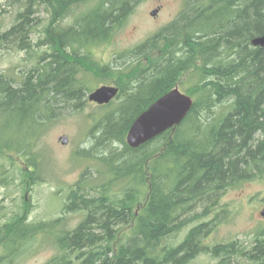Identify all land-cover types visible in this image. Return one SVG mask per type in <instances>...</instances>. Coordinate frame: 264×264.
<instances>
[{"label": "trees", "instance_id": "1", "mask_svg": "<svg viewBox=\"0 0 264 264\" xmlns=\"http://www.w3.org/2000/svg\"><path fill=\"white\" fill-rule=\"evenodd\" d=\"M87 1L35 2L51 16L36 44L49 50L37 52L28 40L32 0L1 38L39 56L21 80L0 73V156L9 155L11 163L12 154L19 157L24 187L17 188L23 191L41 178L39 143L48 120L58 107L86 103L87 86L79 77L85 64L110 69L81 50L110 39L138 2L100 0L62 28L70 8ZM263 34L264 0H186L176 19L126 54L134 57L128 67L133 75L119 86L120 103L97 122L96 145L122 147L96 155L106 166L105 184L90 186L92 178L84 173L62 209L64 215L83 212L84 219L64 228V216L30 222L18 213L0 226V263L13 264L22 247L40 236L56 239L57 255L47 264H185L201 252L230 253L226 244H204L218 219H202L218 211L230 186L264 176V47L251 43ZM184 77L192 82L186 90L194 98L184 121L131 147L127 135L134 121ZM85 152L88 157L90 150ZM9 177L0 180L9 183ZM194 223L177 243L176 236ZM251 253L264 264V238Z\"/></svg>", "mask_w": 264, "mask_h": 264}, {"label": "rangeland", "instance_id": "2", "mask_svg": "<svg viewBox=\"0 0 264 264\" xmlns=\"http://www.w3.org/2000/svg\"><path fill=\"white\" fill-rule=\"evenodd\" d=\"M36 1L32 0L35 10V13L31 14L33 21H30L31 25L26 23L31 26L28 40L35 45L37 52H44L49 50L48 46L44 43L36 44L43 39L51 16L43 5H35ZM99 1L88 0L73 5L60 23L62 28L74 25L82 13L95 7ZM185 4L186 0H138L123 22L116 26L110 39L90 43L81 50L83 54H89L100 66H109L110 69L100 72L96 67L85 64L84 71L79 74L87 86L83 98L85 105L78 108L74 102L69 107H58V112L48 120L39 143V148L44 147V158L42 175L38 182L27 183L26 190L23 191L24 185L20 183L21 177L17 173V168L23 166L19 157L12 154L14 163H11L9 155L0 156V166L3 170L0 172V178L10 176L9 183L4 184L0 180V226L18 213L25 215L30 222L50 221L64 216L63 225L61 224L64 228H75L80 224L85 217L83 212L65 215L62 213L65 202H69L71 186L76 185L86 172L87 177L92 178L89 181L90 186L105 184L106 166L96 155L105 149L106 153H110L114 148L122 147L119 143L96 146L99 142L97 122L105 113L116 107L121 99H115L110 107L102 108L88 99L89 94L102 85L122 87L121 83H125L128 77L133 75L130 73L131 67H128L134 57L127 56V52L168 26L180 14ZM29 6L31 0H0V73L17 80H21L27 71L35 66L39 56L34 50L20 49L13 42H5L1 38L15 24L19 13L26 11ZM191 85L192 82L184 77L179 88L187 93L186 89ZM62 136L68 137L67 144L60 140ZM86 150H90L88 157L85 155ZM17 186L22 187L19 189ZM263 210L264 176L230 186L221 196L218 211L202 219H218L204 239V244H226L232 248L230 253L201 252L185 264H262L251 250L259 239L264 238ZM196 223L183 228L175 241L179 243L184 240ZM55 241L53 236H40L34 243L22 247L21 254L13 264H47L57 255ZM2 252L0 248V254Z\"/></svg>", "mask_w": 264, "mask_h": 264}, {"label": "water", "instance_id": "3", "mask_svg": "<svg viewBox=\"0 0 264 264\" xmlns=\"http://www.w3.org/2000/svg\"><path fill=\"white\" fill-rule=\"evenodd\" d=\"M156 11L153 12V15ZM255 47H264V34L252 39ZM120 94V87L116 85H102L89 94V100L98 105H106L115 100ZM194 98L175 87L166 93L153 104H151L132 124L128 135L127 143L138 148L141 145L155 139L170 129L180 125L191 111ZM63 144L69 142L68 137L62 136ZM264 216V210L262 211Z\"/></svg>", "mask_w": 264, "mask_h": 264}]
</instances>
